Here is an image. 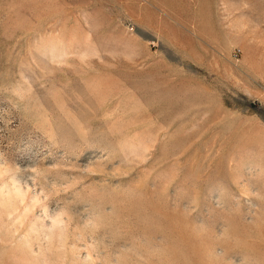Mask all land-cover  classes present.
I'll list each match as a JSON object with an SVG mask.
<instances>
[{
	"label": "rangeland",
	"instance_id": "obj_1",
	"mask_svg": "<svg viewBox=\"0 0 264 264\" xmlns=\"http://www.w3.org/2000/svg\"><path fill=\"white\" fill-rule=\"evenodd\" d=\"M0 264H264V0H0Z\"/></svg>",
	"mask_w": 264,
	"mask_h": 264
}]
</instances>
